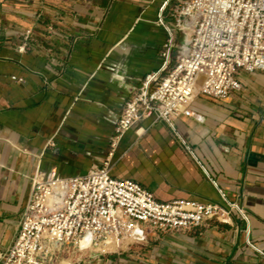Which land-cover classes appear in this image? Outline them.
<instances>
[{
  "label": "crops",
  "instance_id": "obj_1",
  "mask_svg": "<svg viewBox=\"0 0 264 264\" xmlns=\"http://www.w3.org/2000/svg\"><path fill=\"white\" fill-rule=\"evenodd\" d=\"M165 1L0 0V264L38 168L74 177L105 160L124 102L162 66ZM239 79L225 99H195L201 121L183 116L174 130L152 118L130 130L111 173L160 201L220 202L222 189L243 204L250 230L235 216L83 264H264L248 244L264 251V73Z\"/></svg>",
  "mask_w": 264,
  "mask_h": 264
},
{
  "label": "built area",
  "instance_id": "obj_2",
  "mask_svg": "<svg viewBox=\"0 0 264 264\" xmlns=\"http://www.w3.org/2000/svg\"><path fill=\"white\" fill-rule=\"evenodd\" d=\"M157 22L169 34L162 66L124 102L105 160L74 177L38 168L18 235L1 264H58L76 249L109 257L151 237L229 224L235 216L250 230L243 204L222 189L220 202L160 201L139 182L112 175L111 159L124 135L142 122L154 118L175 130L180 117L201 121L192 109L199 95L225 99L242 89L241 74L264 73V0H166ZM177 33L184 37L180 45Z\"/></svg>",
  "mask_w": 264,
  "mask_h": 264
},
{
  "label": "rangeland",
  "instance_id": "obj_3",
  "mask_svg": "<svg viewBox=\"0 0 264 264\" xmlns=\"http://www.w3.org/2000/svg\"><path fill=\"white\" fill-rule=\"evenodd\" d=\"M183 39H184V37H182V36L178 39V42H177L178 45L181 44ZM175 55H176V52H175ZM66 250H68V249H66ZM132 250H134V249H132ZM132 250H130V251H132ZM94 253H96V252L91 250V249L83 250V251L77 250V249L71 250V252H69V254H68V251H66L61 256L58 264H64V263L65 264H83L84 262L89 261V258H91V254H94Z\"/></svg>",
  "mask_w": 264,
  "mask_h": 264
},
{
  "label": "bare ground",
  "instance_id": "obj_4",
  "mask_svg": "<svg viewBox=\"0 0 264 264\" xmlns=\"http://www.w3.org/2000/svg\"><path fill=\"white\" fill-rule=\"evenodd\" d=\"M71 260V259H70ZM65 264V263H64Z\"/></svg>",
  "mask_w": 264,
  "mask_h": 264
}]
</instances>
